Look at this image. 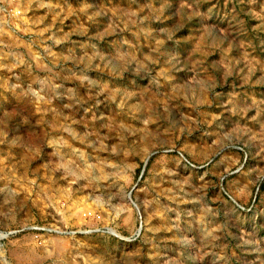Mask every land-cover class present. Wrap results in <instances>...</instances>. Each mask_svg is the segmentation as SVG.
<instances>
[{"label": "rangeland", "instance_id": "obj_1", "mask_svg": "<svg viewBox=\"0 0 264 264\" xmlns=\"http://www.w3.org/2000/svg\"><path fill=\"white\" fill-rule=\"evenodd\" d=\"M0 264H264V0H0Z\"/></svg>", "mask_w": 264, "mask_h": 264}]
</instances>
